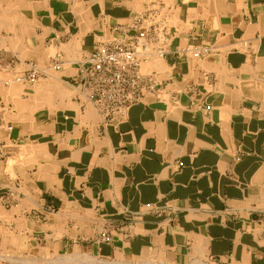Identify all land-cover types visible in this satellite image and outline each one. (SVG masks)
I'll return each instance as SVG.
<instances>
[{
  "label": "crops",
  "instance_id": "obj_1",
  "mask_svg": "<svg viewBox=\"0 0 264 264\" xmlns=\"http://www.w3.org/2000/svg\"><path fill=\"white\" fill-rule=\"evenodd\" d=\"M152 2L0 0V264H264V0H161L163 100L105 125L81 61Z\"/></svg>",
  "mask_w": 264,
  "mask_h": 264
},
{
  "label": "built area",
  "instance_id": "obj_2",
  "mask_svg": "<svg viewBox=\"0 0 264 264\" xmlns=\"http://www.w3.org/2000/svg\"><path fill=\"white\" fill-rule=\"evenodd\" d=\"M168 20V8L165 9L161 0H153L124 27L120 24L114 26V31L124 32L123 36L100 40L81 61L80 85L95 104L105 125L119 121L133 104L149 97L163 100L164 88L155 72L146 71L143 66L148 60L150 43L168 35ZM205 51V47L196 46L191 54L197 57ZM60 67L61 60L57 57L52 68L57 70ZM38 78L35 71L27 76L31 82ZM99 239H109L107 230L99 234Z\"/></svg>",
  "mask_w": 264,
  "mask_h": 264
}]
</instances>
